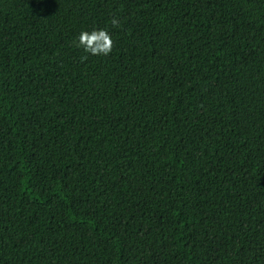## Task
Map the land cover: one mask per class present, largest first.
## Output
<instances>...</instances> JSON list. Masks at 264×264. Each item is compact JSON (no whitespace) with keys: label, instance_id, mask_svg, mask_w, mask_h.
Wrapping results in <instances>:
<instances>
[{"label":"trees","instance_id":"trees-1","mask_svg":"<svg viewBox=\"0 0 264 264\" xmlns=\"http://www.w3.org/2000/svg\"><path fill=\"white\" fill-rule=\"evenodd\" d=\"M0 2V264H264V0Z\"/></svg>","mask_w":264,"mask_h":264},{"label":"clouds","instance_id":"clouds-1","mask_svg":"<svg viewBox=\"0 0 264 264\" xmlns=\"http://www.w3.org/2000/svg\"><path fill=\"white\" fill-rule=\"evenodd\" d=\"M111 23L114 26L119 25V20L116 17L112 18ZM77 47H82L88 54L95 56H107L111 53L114 47V41L110 33L105 28H96L92 31H82L76 41ZM87 57H83L86 59Z\"/></svg>","mask_w":264,"mask_h":264},{"label":"bare ground","instance_id":"bare-ground-1","mask_svg":"<svg viewBox=\"0 0 264 264\" xmlns=\"http://www.w3.org/2000/svg\"><path fill=\"white\" fill-rule=\"evenodd\" d=\"M1 3V2H0ZM1 5H3V3H1ZM5 6V5H4ZM1 22V21H0Z\"/></svg>","mask_w":264,"mask_h":264}]
</instances>
